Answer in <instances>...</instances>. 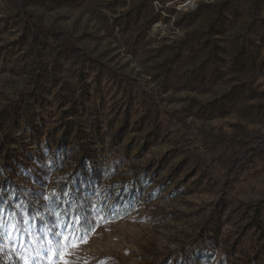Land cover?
<instances>
[{
  "label": "rangeland",
  "instance_id": "rangeland-1",
  "mask_svg": "<svg viewBox=\"0 0 264 264\" xmlns=\"http://www.w3.org/2000/svg\"><path fill=\"white\" fill-rule=\"evenodd\" d=\"M0 190L94 218L11 264H264V0H0Z\"/></svg>",
  "mask_w": 264,
  "mask_h": 264
},
{
  "label": "snow or ice",
  "instance_id": "snow-or-ice-1",
  "mask_svg": "<svg viewBox=\"0 0 264 264\" xmlns=\"http://www.w3.org/2000/svg\"><path fill=\"white\" fill-rule=\"evenodd\" d=\"M92 194L96 195L95 191ZM51 195L52 199L50 200L46 193H41L39 196L40 203L37 206L33 207L32 204H28L25 207L21 199L12 194H9V197L6 198L2 190H0V252H3L9 242L12 245L14 253L17 250L22 252L33 244L39 245L47 242L48 247H43L38 252V255H44L46 258L53 250H55L57 256L59 255L62 239H66L70 246H74L77 242H86L87 233L94 228V218L88 211L82 214L73 212L71 204L65 213L67 220L54 225L55 227L62 228L64 233L53 232L47 228L46 221L41 217V210L47 209L54 200L58 199L55 192ZM62 195L70 196L71 192L62 193ZM119 195L120 193H117V196ZM11 200H16L17 202L12 204L10 203ZM45 201L47 203H43ZM73 203H76V201H73ZM47 214L50 217L58 219L56 213ZM34 228L35 231L33 230ZM76 231H79L81 234L78 236L74 235ZM20 259L23 261V264H39L37 258L29 260L20 256Z\"/></svg>",
  "mask_w": 264,
  "mask_h": 264
},
{
  "label": "trees",
  "instance_id": "trees-1",
  "mask_svg": "<svg viewBox=\"0 0 264 264\" xmlns=\"http://www.w3.org/2000/svg\"><path fill=\"white\" fill-rule=\"evenodd\" d=\"M262 236H263V239H264V233L262 234ZM0 264H11V263L6 262L4 259H2L0 257Z\"/></svg>",
  "mask_w": 264,
  "mask_h": 264
}]
</instances>
